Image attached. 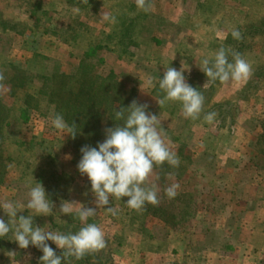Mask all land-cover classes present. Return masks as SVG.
<instances>
[{
  "label": "rangeland",
  "instance_id": "obj_1",
  "mask_svg": "<svg viewBox=\"0 0 264 264\" xmlns=\"http://www.w3.org/2000/svg\"><path fill=\"white\" fill-rule=\"evenodd\" d=\"M22 1L0 0V31L3 29L2 23L4 21L7 23L15 22L18 28L23 29L22 34L9 32L8 35H1L0 56L34 74L32 75L34 81L28 82L26 85V88L34 93L40 86L35 74L40 71L47 74L55 72L71 74L78 68L79 56L75 51L69 50L68 45L63 43L60 37L57 38L47 33L43 34L42 31L47 26L43 27L35 20L32 21L27 18V8L24 7ZM43 1L52 11L54 9L61 11L60 8L64 5L63 0ZM128 1L132 2L131 0ZM124 2L125 0H89L81 8L71 7L69 10L75 15H79L78 20L85 21L88 30L95 35L93 32L94 28L97 27L98 20L94 16H99L103 8L107 6H114L118 9L122 7L120 4ZM150 2L152 6L157 4V8H160V5H158L159 0H150ZM132 3L135 4V2ZM192 3L210 5L211 10L215 12L212 17L221 18L223 26H220L217 31L221 38L227 37L233 28L239 25L238 22L240 21H244L248 26L252 23L259 24L264 19V0H181V4L184 6ZM154 7L156 8V6ZM52 11L43 17L42 23L48 24L51 21L52 17L55 16ZM64 17L65 22L71 19L69 16ZM62 19L57 20L56 24L61 26L60 21L63 22ZM259 34L257 38H260L261 34ZM142 35L148 39L145 34ZM81 45L84 46L85 41ZM172 45L171 41H167L163 47L153 50V55L160 58L156 66L160 63V65H165L166 60L163 56L170 50ZM263 46L264 41L262 38V43L256 42L254 50L255 52H261L264 56ZM35 52L43 54L46 58L33 57ZM102 56V52L94 53L86 56V61L93 64L100 71L99 66L103 64V61H101ZM247 58H250V55ZM257 60L259 62L263 59ZM249 64L251 71L254 70L256 65ZM100 72L107 73V71ZM152 75L153 73L148 74V77ZM115 77L126 91L133 86L136 88L146 78L138 71L127 72L123 69L116 71ZM244 81L230 80L228 83L241 85ZM260 84V87L256 90H264V80H261ZM255 91L249 94L243 92V96L249 98ZM153 95L163 96L158 88V83L153 88ZM22 97L23 93L21 91L16 93V97L10 95L6 80L4 78L0 80V102L7 108L4 114L7 115L6 120L9 121V125L0 122V199L26 203L28 189L34 185L35 181L40 182L44 187L50 185L51 192L47 194L53 202L54 213L48 216H34V225H37L42 218H48L49 222H53L56 226H54L55 230L53 231L76 232L83 225L74 215H60L59 209L64 201L80 203L84 207H96L95 198L90 191V182L77 169L82 154L76 155L78 149L73 146L74 140L69 138V135L64 136L63 133L51 126L50 118L54 115V111L50 103L42 102V116L31 118L29 121L22 120L24 113L19 107ZM129 100L131 102L135 100L138 104H141L137 101V97L136 99L130 97ZM157 100L149 98L146 103L148 106L146 111L158 116L161 121V129L159 130L162 131V137L170 149L176 153L180 163L178 167H171L167 163L154 166L146 185L155 184L157 186L159 202L156 205L146 204L143 209L136 211L126 206L127 197H122L121 200H116L113 197L110 199L109 207L119 209L116 216L111 215L105 208L101 207L97 209L94 217L89 218L88 223H95L104 231L106 246L114 264H177L175 260L178 262L180 259H175L173 262L171 256L164 259L155 254L150 256L147 252L152 250L164 251L168 247L172 248L177 244V235H183L187 227L184 237L189 238L190 246L192 244V248L189 249L193 252V230L191 231L190 227L191 223L193 225V195H198L197 198L201 199L209 192L216 195L217 193H223L221 187H218V189L212 187L211 191H208L205 185L194 183V181L199 180V174L193 171V163L196 166L204 167L202 170L205 174H202V176L207 178H222L225 173L222 171L220 175H216L214 168L218 161L210 154H204L193 159V120L189 119L184 122L181 111L177 108V111H172V115H170L167 111L170 108L173 109L174 103L168 102L160 107ZM103 107L104 105H102V108L100 107L103 116L99 119L102 135L99 142H103L107 128L122 123V121L118 123L110 119L108 112H103ZM117 107V103L113 104V108ZM175 107L179 106L176 105ZM165 108L167 111H165ZM80 118H83V114ZM246 124L251 127L253 120L246 121ZM195 133L199 136H204L207 133L208 135H205L206 142L212 150L220 149L225 145H236L239 141L237 137L233 138L232 133L223 135L220 131L215 132L211 128L205 131L199 127L196 128ZM249 145L251 153L247 154L245 159L248 162L264 164V138L253 145ZM255 150L257 151L256 154L254 153ZM49 152L51 156L48 158L47 153ZM7 156H9L8 159H6ZM69 156L70 158H66ZM49 160H51L50 163ZM227 162V166L232 165L231 160ZM261 170L263 171L264 168ZM173 183H178L180 187L177 190V196L174 199H169L164 190ZM45 190L47 192L46 187ZM200 194H202L201 197ZM28 214V210H24L18 213V216H27ZM162 216L167 217L168 219H165L168 222L176 223L173 236L172 234L167 235L168 231L165 227H159L155 223L156 219L162 218ZM0 217L7 220V216L4 215L2 210H0ZM49 231L51 230L49 229ZM216 236L217 234L214 232L212 239H216ZM48 243L55 252L62 250L57 248L51 241H48ZM19 248L17 244L16 249L11 251L6 252L0 249V264H30L34 253L29 249L20 251ZM103 252L100 250L96 254ZM70 264H73V262L70 261Z\"/></svg>",
  "mask_w": 264,
  "mask_h": 264
},
{
  "label": "trees",
  "instance_id": "obj_2",
  "mask_svg": "<svg viewBox=\"0 0 264 264\" xmlns=\"http://www.w3.org/2000/svg\"><path fill=\"white\" fill-rule=\"evenodd\" d=\"M63 1L64 5L61 6V11L54 8L52 11V9L44 4L43 0H23L22 3L27 8L28 19L35 20L42 24L43 27L47 26V28L43 29V34L47 33L57 38L60 37L63 43L85 50V57L79 61L77 70L71 74L65 72L51 74L43 71L38 72L35 76L38 78L40 86L36 92L32 93L26 88V85L28 82L31 83L34 81L32 76L34 74L0 56V76L6 80L10 95L16 97L18 91L23 93L19 105L20 110L24 113L22 120L29 121L31 118L42 116L41 104L44 102L50 103L54 114L59 113L63 115L68 124H75L77 129L75 138L70 135L69 138L74 140L73 146L78 149L76 155H79L81 154L80 149L82 146L95 147L102 137L99 119L103 115L100 107L102 108V105H104L103 112L107 111L110 119L120 123V121L115 120V110L130 105L133 101L131 102L129 99L130 97H135L136 99L137 90L133 86L126 91L121 83L116 80L115 73L112 70L107 71V73L100 72L93 64L86 61V56L96 53L99 49L107 48L117 53L119 57L129 62H134L138 54L136 50L140 46H144V50H148L152 41L157 45L159 42L155 38L146 39L141 34L140 28L147 13L138 11L136 5L128 0L120 4L122 7L118 9L114 6L111 7V15L116 17V23L107 22V25H111L110 30L102 31L99 37L93 35L88 30L85 21L78 20L79 15H75L69 10L71 7L79 9L89 0ZM50 11L55 16L52 17L48 24L42 23L43 17ZM214 13L210 5L207 4H185L183 13L176 25V34L182 39L178 42V45L175 47L176 49L170 48V53L173 52L172 58H175L168 62L167 67L170 66L179 70L180 62L178 59L180 58L184 61L185 67L189 66V69L184 73L187 82L194 88H198L205 97L201 117L196 119L195 122L201 121L206 113L215 112L217 115L214 123L220 130L226 125L231 127L235 123L238 113L236 96L228 100L213 102L212 99L222 83L219 81L215 83L207 82L206 75L199 69L197 64L205 57H214L220 47L229 48L233 52H238L248 63L256 65L254 70L251 71L249 78L244 81L239 93L244 92L249 94L258 89L261 85L260 81L264 80V56L261 52H255L254 46L256 42L262 43V38L264 41V19L259 24L252 23L248 26L244 21H240L241 23L238 22L239 25H236L233 30L238 29L242 39L236 40L232 38L231 32L225 38H221L218 35V28L223 25L221 18L216 19L212 17ZM64 16H69L71 19L65 22L66 19ZM60 18H63V22L60 21L61 26L56 24ZM2 25L3 29L0 31V39L1 35H8L9 32L13 34L23 33V29L18 28L15 22L7 23L4 21ZM49 25L51 26L48 27ZM258 33L261 34H259L260 38H257ZM83 41H85L84 46H82L83 44L81 45ZM248 53H250V58H247L249 56ZM37 56L46 58L41 53H33V57ZM260 58L263 60H259L258 62L257 59ZM231 59L232 57L229 56L230 61ZM160 76L162 78L163 73L159 71H154L152 75L153 79L156 80ZM115 103L118 104L117 108H113V104ZM176 105L179 107H175ZM172 108L169 111L165 108V111L170 115H172V111H177L176 108L181 111L178 103H174ZM6 110V106L0 102V122H3L4 125H9V121L6 120L7 115L4 114ZM82 114L83 118H80ZM188 120L184 118V122ZM263 138L264 131L261 134L260 140ZM50 156L51 153H47V157L49 158ZM8 158L9 156L6 157V159ZM45 187L47 193H50L51 186L45 185ZM162 218L168 219L163 216ZM36 226L48 231L49 229L51 231L55 230V224L49 222L48 218H42ZM64 232L66 233L67 231ZM16 245L17 243L15 241L10 240V236L9 238L0 239V249L3 251L14 250L16 249ZM28 249L34 253L30 264H39V258L43 254L42 251L31 245L26 249L19 248L20 251ZM62 251L58 250L56 254L62 255ZM101 251L104 252L99 254H96L97 252L86 254L79 261L70 258V261L73 264H114L107 246Z\"/></svg>",
  "mask_w": 264,
  "mask_h": 264
},
{
  "label": "clouds",
  "instance_id": "obj_3",
  "mask_svg": "<svg viewBox=\"0 0 264 264\" xmlns=\"http://www.w3.org/2000/svg\"><path fill=\"white\" fill-rule=\"evenodd\" d=\"M135 5L138 11L148 13L152 10L150 0H135ZM100 15L103 21L116 23L114 15L104 11ZM231 36L236 40L242 39L238 29L232 30ZM229 56L232 57L231 61ZM197 65L210 83H227L230 80L239 82L247 80L251 75L250 64L238 52L223 46L214 57H205ZM188 69L189 66L185 67L183 64L179 70L170 66L166 68L162 78H158V88L163 96L157 102L160 107L168 102L178 103L183 118L196 120L201 117L205 97L198 88L187 82L184 73ZM2 79L0 76V80ZM147 107L146 104H138L134 100L127 107L115 110V120L122 123L107 128L105 139L95 147H81L82 155L77 169L90 182V191L95 198L96 207H84L80 203L64 201L59 209L60 215H74L79 220L83 226L78 231H48L34 225V216H48L54 213L53 202L45 187L35 181L28 189L26 203L0 199V210L7 216V220L0 217V239L10 236V240L15 241L22 249L30 245L36 247L43 253L39 264H70V258L79 261L86 254L98 252L106 247L104 231L97 224L88 223V220L94 217L97 209L101 207L116 216L119 209L109 207L110 199L114 197L121 200L122 197H127L126 206L136 211L143 209L146 204L156 205L159 202V190L155 184L146 185L154 166L167 163L171 167H178L180 161L162 137L158 116L147 112ZM216 115L215 112L206 113L203 120L213 124ZM50 123L64 136L75 138L76 125L68 124L63 115H52ZM179 187L178 183L171 184L165 188V195L174 199ZM24 210H28L29 214L18 216V213ZM48 241L62 249V255H57Z\"/></svg>",
  "mask_w": 264,
  "mask_h": 264
},
{
  "label": "crops",
  "instance_id": "obj_4",
  "mask_svg": "<svg viewBox=\"0 0 264 264\" xmlns=\"http://www.w3.org/2000/svg\"><path fill=\"white\" fill-rule=\"evenodd\" d=\"M158 5L160 8H157V4L152 6L140 28L141 33L148 39H157L158 45L152 41L148 50L140 46L136 50L138 54L134 62L119 57L117 53L107 48L96 51L103 54L100 71L112 70L115 73L123 69L127 72L138 71L146 76L143 82L136 86L137 101L141 104H146L149 98L162 97L153 95V88L157 86L158 80L152 76L148 77V74H154V71L164 73L168 62L173 59V52L167 51L163 56L166 60L165 65L160 63L156 66L160 58L153 55V50L163 47L167 41H171L174 44L171 48L176 49L182 39L176 34V25L184 9L181 0H159ZM111 7L107 6L102 11L111 14ZM99 16H94L98 20L93 32L96 36L111 28V25H107L101 15ZM68 48L77 53L78 61L85 57L84 49L71 45H68ZM178 60L180 68L182 64L185 66L181 58ZM242 85L243 83L241 85L222 83L212 99L213 102H219L236 96L238 113L231 127L226 125L219 130L214 122L208 124L203 118L199 122L193 120V159L210 154L218 161L214 168L216 175H220L222 171L225 173L222 178H207L202 176L205 174L202 170L204 167L193 163V171L199 174V180L194 183L205 185L208 191H211L212 187L215 189L221 187L223 190V193L217 195L209 192L201 199L197 198L198 195H193V225L190 224L191 231L193 230V252L189 249L192 248L189 238L184 237L188 228L186 226L183 235H177L175 246L164 251L152 250L147 252L148 255L155 254L164 259L171 256L173 262L180 259L178 262L175 260L177 264H264V170H261L264 164L248 162L245 159L246 155L251 153L249 144L259 142L264 131V90H256L249 98H245L243 93H239ZM249 120H253L251 127L246 124ZM199 127L205 131L211 128L223 135L232 133L233 138L237 137L239 141L236 145H225L212 150L206 142L205 135L208 134L205 133L204 137L195 133ZM228 160L232 161V165L227 166ZM155 223L159 227H165L167 235L173 236L176 223L172 224L161 217L156 219ZM214 232L217 234L216 239H212Z\"/></svg>",
  "mask_w": 264,
  "mask_h": 264
}]
</instances>
